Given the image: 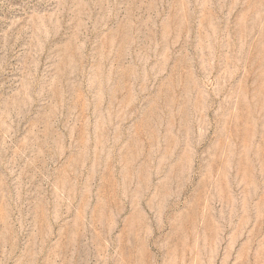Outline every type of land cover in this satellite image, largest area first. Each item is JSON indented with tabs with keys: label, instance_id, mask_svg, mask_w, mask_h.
Wrapping results in <instances>:
<instances>
[{
	"label": "rangeland",
	"instance_id": "rangeland-1",
	"mask_svg": "<svg viewBox=\"0 0 264 264\" xmlns=\"http://www.w3.org/2000/svg\"><path fill=\"white\" fill-rule=\"evenodd\" d=\"M0 264H264V0H0Z\"/></svg>",
	"mask_w": 264,
	"mask_h": 264
}]
</instances>
